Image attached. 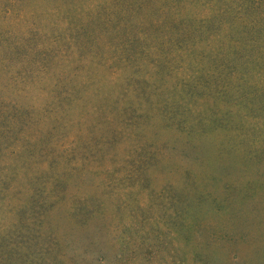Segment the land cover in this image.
<instances>
[{
	"label": "rangeland",
	"instance_id": "rangeland-1",
	"mask_svg": "<svg viewBox=\"0 0 264 264\" xmlns=\"http://www.w3.org/2000/svg\"><path fill=\"white\" fill-rule=\"evenodd\" d=\"M111 1L0 0V90L24 112L39 110L0 149V264H264V96L262 107L251 83L264 79V62L259 75L246 73L252 87L224 73L254 93L256 107L232 87L224 97L206 55L183 43L153 50L158 14L144 8L131 18L133 47L124 51L136 57L125 65L124 37L104 20ZM81 40L94 50L78 49ZM8 46H16L9 58ZM23 139L35 145L23 150ZM30 195L35 209L21 212ZM87 196L95 204L154 202L159 232L168 238L187 219V235L171 249L152 237L122 247L105 220L82 225L68 215ZM174 199L186 208L168 229ZM129 217L122 208L118 226Z\"/></svg>",
	"mask_w": 264,
	"mask_h": 264
},
{
	"label": "trees",
	"instance_id": "trees-1",
	"mask_svg": "<svg viewBox=\"0 0 264 264\" xmlns=\"http://www.w3.org/2000/svg\"><path fill=\"white\" fill-rule=\"evenodd\" d=\"M197 4L202 5L201 12L195 8L194 5ZM144 8L154 10L158 14V19L151 22V29L153 32L149 34L150 40L152 39L153 44H156L155 47L152 46L154 47V49L152 48L154 51L163 52L160 48L163 44H166L167 47L173 44L177 48H181L183 43L189 53H195L194 55L199 53L203 54V56L206 55L205 58L212 61L211 71L209 70V73H213L216 69L217 74L214 72L212 78L214 82L218 81L222 85V95L224 97L230 96L231 89L234 88L235 92H237V97L241 98L242 102H245L248 98L250 100L252 98L254 99L253 102L250 100L247 102V107H249V105H251L250 107H256V96L251 98L254 93L250 90H242L240 88L242 85L239 86L237 81L244 82L247 86H251V84H249V82H251L250 78L246 76V73L253 69L254 73H257V75L260 74L258 68L261 67V64L264 62V0H112L109 4L110 10L106 12L104 20L110 21L111 26L117 25V28H115L117 34L121 38L124 37L121 46L123 50L119 54V60L122 61H120V63H124L125 65L136 57V52H133V50L130 53L125 52L127 49H132L134 42L133 38H129L130 23H132L131 18ZM98 16L100 17V15ZM139 25L143 26L142 23ZM91 41L98 42L99 40L96 37H91ZM211 42L215 43V46H212ZM201 44L206 50L209 48L210 51L207 50V54L204 48V50L200 48ZM75 45L80 50L89 47V50L92 49L93 51L95 48V46L93 47L90 45L88 40L77 41ZM8 47L9 48L6 50L8 53L6 56L7 58L13 54V49L16 46L12 48H10V46ZM197 47H199V49H197ZM34 51L39 53V50ZM41 53V56H43L44 52H40L39 54ZM226 69L234 70L238 73L236 86L233 85L231 80L229 81V79L225 77L224 73L227 72ZM201 70H203V68ZM255 80L256 82L251 83L254 85L255 91H262L257 98H260L258 102L263 107L261 98L264 96V79L256 77ZM57 81L59 82L60 79L57 78ZM69 96H72V94ZM4 97L2 90H0V149L1 147L8 148L9 140L7 138L11 137L12 133L16 132L14 131L15 125L24 126V119L30 118L32 114L39 112V110H34L36 108H30V110H33L31 112H24V107L19 109L17 105L19 102L17 100L9 99L7 102V98ZM10 109H14L12 114L9 113ZM27 113H31V115H27ZM22 117L23 121L21 123ZM263 131L264 125H257V132L262 143H264L261 137V132ZM39 133L41 132L37 134ZM22 137L23 136H21V138ZM26 139L22 141L23 150H30V147L35 144H31L32 141ZM14 153H16V151H14ZM50 172L53 173V169H51ZM61 175L64 174L62 173L60 176ZM53 181V189H56L58 179L54 177ZM45 200L51 205L48 199ZM76 201L74 206L68 208V215L75 218L77 223L82 221V225L87 224L88 219L86 218L90 216H95L103 221L105 220L110 227H113L117 234L122 235L120 239L122 247L130 246L129 243L136 247L137 242H139V245L142 243L147 244L151 241V237L156 243L162 240H164L163 242L167 241L169 246V243L179 242V239L185 236V234L181 232H186L187 235V228H189L190 225L189 220L183 219L181 221V228L179 229V224L176 225L173 228L175 230H172L167 238V233L159 232L161 228H159L160 221L156 220V218L153 217V213L150 212L154 209L156 204L154 202L142 207L140 205H130L129 203L120 205L119 201H110L106 203L105 200L102 202L100 199H95V201H97V204H95L93 198L88 196L87 198L80 197ZM178 202L179 199H174L173 202H170L172 206L174 205L173 211L169 210V220L166 222L163 221L168 229H171V221L178 219L179 209H183L180 207H182L184 202L183 204ZM33 205V198L30 195L27 202H22V206L19 209L21 212H31L35 209ZM184 206V208H186V204H184ZM124 207L130 212V217L132 218V221L128 222L125 228L122 226L119 227L117 223L119 213ZM37 208H40L38 204ZM47 209H43L45 212L44 216H46L47 213L55 212L52 205L50 212H46L48 211ZM109 209L111 210L112 216L106 213ZM165 213H167V208L164 211V214ZM148 214L151 215L148 216ZM109 216L111 220L108 219ZM130 217L129 219H131ZM98 224L99 223H96L95 225ZM168 249H171V247L169 246ZM168 251L169 250H167V252ZM121 256L119 254V260Z\"/></svg>",
	"mask_w": 264,
	"mask_h": 264
}]
</instances>
